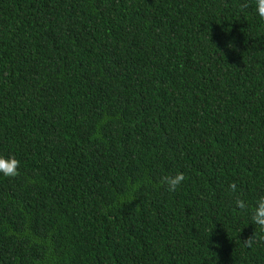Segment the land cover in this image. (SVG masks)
Instances as JSON below:
<instances>
[{
  "label": "trees",
  "instance_id": "trees-1",
  "mask_svg": "<svg viewBox=\"0 0 264 264\" xmlns=\"http://www.w3.org/2000/svg\"><path fill=\"white\" fill-rule=\"evenodd\" d=\"M0 264H264V0H0Z\"/></svg>",
  "mask_w": 264,
  "mask_h": 264
}]
</instances>
